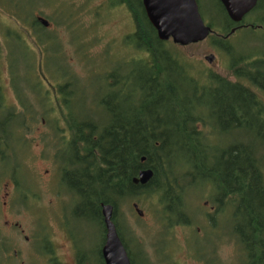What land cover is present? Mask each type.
Here are the masks:
<instances>
[{
    "label": "trees",
    "instance_id": "16d2710c",
    "mask_svg": "<svg viewBox=\"0 0 264 264\" xmlns=\"http://www.w3.org/2000/svg\"><path fill=\"white\" fill-rule=\"evenodd\" d=\"M19 1L25 5V0ZM109 1L113 8L124 5L131 15L133 31L121 39L130 56L124 49L110 60L109 51L101 49L107 57L91 89L69 62L67 72L59 76L56 67L43 65L44 72L42 62L37 57L33 61L35 53H29L31 60L23 74L32 85L28 90L35 103H28L21 115L12 110L4 113L0 151H9L6 125L12 123L20 130L26 122L49 123L58 173L75 195L67 219L97 224L101 244L105 239L102 206L112 207L111 221L119 238L121 226L126 225L124 209L131 202L153 208L154 220L164 229L181 223L191 227L196 219L189 222L185 197L205 187L201 202L222 205L221 214L225 209L230 212L224 228L226 234L231 228L227 235L238 247V264H264V153L257 151L264 145V92H257L264 90V59L257 53L255 59H239L241 55L234 52L227 74L216 75L202 66L195 72L177 46L157 39L140 0ZM212 3L222 23L207 19L212 30L207 39L229 53L234 50L227 48L226 39L237 24L231 23L218 0ZM256 9L257 4L253 13ZM62 11L67 25L71 17ZM70 22L69 32L78 27ZM246 25L242 29L264 28V15ZM15 74L11 69L12 80ZM4 97L0 101L5 102ZM234 134L241 137L229 138ZM217 137L227 142L217 143ZM16 138L20 145L25 141ZM6 160L0 152V168ZM142 170L153 173L143 187L132 183ZM97 251L103 264L100 246ZM84 257L79 255L77 264H89Z\"/></svg>",
    "mask_w": 264,
    "mask_h": 264
},
{
    "label": "rangeland",
    "instance_id": "374dc122",
    "mask_svg": "<svg viewBox=\"0 0 264 264\" xmlns=\"http://www.w3.org/2000/svg\"><path fill=\"white\" fill-rule=\"evenodd\" d=\"M39 4L43 5L39 7ZM197 4L198 12L205 24L208 23V18L211 19L213 24L219 25V23H222L221 19L213 12L212 0H197ZM34 5L38 6L35 14L49 21L54 27H57L56 31L59 33L57 35L63 42L62 45L56 42L60 45L59 48L55 45H49V51L45 54L43 51H39L42 64L45 62L48 69L56 67L59 76L63 74L62 72L64 70V72H67L65 65L69 62L72 70L79 77H86L87 82L85 83H88L90 88L94 89L96 86L94 80H97V76L101 71L103 57H107V53L100 52L101 49H107L109 51L108 57L110 60H114L117 53L124 49L125 52H127L126 55L130 56L128 54L129 48L122 45L121 39L133 31V21L124 5H121L123 8H113L109 0H25L24 12L26 15L30 16L33 13L32 8ZM51 7L58 9L57 14L54 12L55 9ZM62 10H68L72 19L70 26L78 24V27L72 28L69 33L66 31L67 27L63 26V24L60 23L57 26L55 25L60 21V17L63 14ZM35 14L29 19L31 20L32 17H36ZM258 17L259 15L256 10L254 13H248L244 17V21L245 23L255 21ZM13 25L14 17L0 7V46L3 51V57L7 55V53H5V51H7L6 42H10L12 41L11 39L14 38L11 29H9L12 28ZM3 29H8L7 31L11 32L9 36L12 38L8 36L3 38ZM65 42H68L69 45H65ZM227 44V48H233L234 51L231 50V52L229 51V53H225V55L223 54V50L219 51V49H216V45H210L208 39L200 43L187 45V47L175 46L178 47L177 50L180 51L182 55L190 60L187 62L193 66L195 72L200 70L199 67L202 66L203 69L209 70L213 74L225 75L227 74L226 71L230 69V55L234 52L241 55L242 58L239 59L245 58L249 60L251 58H257V54L253 55L257 53V51H264V31L257 29H240L237 31L236 35H232V37L227 40ZM33 45L35 46V43ZM91 45L97 47L93 48V50H91L92 48H87ZM19 46V48H13V55L9 57L14 71L18 72L13 76V89L11 87V79H9L7 75V64H5L4 60L1 65L2 76L0 78V87L3 88L2 92L5 96V102L9 105H14L16 107V112L14 113L21 115L24 108L19 103L18 98H15L14 92L19 95L24 93L26 89L27 93V89L32 86L26 83L23 74L30 60L21 51L25 46L32 47V44L23 40ZM36 57L37 55L34 56L33 61L36 60ZM209 58L212 60H209ZM35 63L37 64L38 62ZM84 67H86V73ZM81 87L84 88V85H81ZM31 101L32 100H29V102ZM36 110L37 109H35V111ZM1 112L2 111H0V125L5 116V114ZM36 118L38 120L40 118L39 115L36 116ZM43 122L46 123L42 119L32 123L29 122L32 125L30 126V130L20 129V131L12 123L6 125V129L9 131L6 139L9 155L6 156L7 160L0 168V186L2 187L4 185L2 180L7 176H14L20 185H23L26 177L31 178L33 183L31 184L28 182V186H32L37 194L40 193L41 195V199L39 200L40 208L37 209L39 215L38 222L41 225H44L45 222L46 225H49V223L53 222V216L58 207L49 193V189H53V186H49V184L52 171L56 169V165L47 159L39 158L41 151V146L38 145V143H40L39 141L44 142L43 138L46 131H48V133L53 132L51 126H42ZM14 135L17 137H24L25 141L30 139L32 143L34 142V146L30 148L26 143L20 145ZM235 137L240 138L241 135L234 134L229 136V138ZM216 141L220 144L227 142L219 137L216 138ZM262 146L263 147H257V151L260 155L264 153V145ZM54 186L56 185L54 184ZM195 191L194 193V190H191L185 197L188 204V220L192 222L194 218L196 219L193 222L194 225H192L193 231H190L187 225L182 223L181 225H175L169 227V229H164V226L156 223L154 220L155 218L153 215H155V212H153V208H149L146 203L134 202V204L138 205L137 207H139V210L144 213L142 216H139L134 212L132 206L133 202L129 203L128 207L130 210H127L128 207L124 209L125 222L134 230L136 237H139L141 240L145 239L144 245L139 249L133 243L129 242V249L127 250H129L130 253L131 262H134V264H144L141 261H136L135 257L138 252L144 251L143 248L145 247L149 253L150 260L154 261L153 264L158 260V264H170L171 262H178L180 264H205L207 255L202 254L208 253L209 249L214 257L213 259H215L218 264H238L237 257L240 255L238 249H234V243L231 241L227 242L225 237L211 238L209 232L207 233L206 231L204 222H202L206 209L211 205L209 203L203 205L200 203L203 198L199 197L203 194L205 195L207 189L205 187H199ZM7 218L11 220L1 208L0 238L2 237L12 241V249L14 250H29L30 247L23 246L17 235L8 231L5 226L2 227V223L6 221ZM220 218L218 229L224 225L226 220L230 219V212L225 209L223 216ZM12 221L13 223L19 224L25 234L34 237L37 235L35 232L38 230V224L34 222L29 214L23 212L17 215V218H13ZM70 225L74 228V236L79 244L80 255L85 256L82 260L89 264H99L97 250L101 244V233L98 225L81 221H71ZM197 229H199V231H197ZM121 232L124 235L125 228L122 229ZM229 233H231V228L228 227L227 234ZM55 238H57L58 243H60L61 239L58 233L55 234ZM31 248L38 253H40V250L45 253V250L40 245ZM186 248L189 252H187ZM64 255L66 258L69 257L67 251L64 252ZM138 258L141 259L140 254ZM25 259L22 258V260L26 261ZM42 263L41 260H38V264ZM147 264L151 263L148 262Z\"/></svg>",
    "mask_w": 264,
    "mask_h": 264
},
{
    "label": "flooded vegetation",
    "instance_id": "af4514ba",
    "mask_svg": "<svg viewBox=\"0 0 264 264\" xmlns=\"http://www.w3.org/2000/svg\"><path fill=\"white\" fill-rule=\"evenodd\" d=\"M17 2L20 3L19 0H0V7L4 11L10 13L12 17H14V25L12 28H9L11 29L14 38L9 36L11 35V32L7 31L8 29L2 30L3 38L8 36L12 38L11 39L12 41L6 42L7 51H5V53H7V55H4V57L2 56L3 51L0 46V78L2 76L1 65L3 64V60H4L5 64H7V75L9 76V79H11L10 71L11 69H13V66L9 60V57L13 55V52H14L13 48L15 47L19 48L20 47L19 45L23 42V40L32 44V47L25 46L21 49V51L26 55V57L29 60H31L28 57L29 53L34 52L35 55H37L39 62H41V59L38 56L40 55L39 51H43L45 54L46 52L49 51L48 50L49 45H55L57 48H59V46L62 45L63 43L62 40L57 35L59 34L56 31L57 27H54L49 21L35 14L38 6L36 5L33 6L32 8L33 13L29 16V15H26L25 12L22 11V9H24L25 6H23V4L21 3L20 5H18ZM41 5L43 4H39V7H41ZM16 7H19L21 9V13H20V9L15 10ZM51 8L55 9L54 7H51ZM256 10H257V14L259 15V18L264 15V0H257ZM54 12L57 14L58 10L55 9ZM34 14L36 17H32L30 20L29 18L33 16ZM42 20L47 24V26H44L42 24ZM60 23L63 24V26L65 27H68L69 25V22H67V25H66L64 20L61 17H60L59 23L55 25L57 26ZM238 27L240 28L244 26L239 25ZM258 28L260 31H264V28H262V26H259ZM66 31L69 33V28H67ZM56 42L60 45H58ZM34 43H35V46L33 45ZM66 44L69 45L68 42H65V45ZM263 52L264 51L262 52L257 51V54L259 53V57H260L259 59H264ZM28 63H30V61ZM43 65L46 66V63L44 62V64H42V69H43ZM261 70L264 71V68H261ZM43 71L47 73L46 70L43 69ZM11 82H12V79H11ZM11 87H12V84H11ZM46 87L48 86L46 85ZM259 90L257 89V92L262 95L264 90L263 89H259ZM14 94H15V98L16 97L18 98L19 103L23 106L24 109H27L28 103L31 104L32 102L35 101L34 100L35 95L29 90L27 93L25 89L24 93L17 95L14 92ZM32 95H33V100L30 98ZM24 96H26L27 100L23 99ZM0 97L1 98L4 97L2 90L0 91ZM29 100H32V101L29 102ZM0 102L4 103L2 105L5 106L7 109L6 110L0 107V111H2L1 113L4 114L8 110H12L13 112H16V107L14 105H9L4 101H0ZM30 126L32 125L26 122L23 126V129L30 130ZM42 126H49V125L43 122ZM44 134H45L43 138L44 142L39 141L40 143H38V145L41 146L39 158L47 159L51 161V163L56 165L55 160H54L53 146H52L53 132L48 133V131H46ZM22 138L24 139V137ZM0 139H1V136H0ZM24 143L28 144L30 148L34 146L33 145L34 142L32 143L30 139L24 141ZM0 152H2L5 156L9 155V151L1 150ZM35 180H36V177H35ZM2 182H4V185L2 187L0 186V209L2 208L8 215L9 219H11V220H8L7 218V220L2 223V227L5 226L8 229V231L17 235L18 239L20 238L19 240L21 241L22 245L29 246L30 249L26 251L25 250L21 251L17 249L14 250L12 249L13 242L1 237L0 238V264H23V263L38 264V260H41L43 262L42 264H77L76 259L80 255V249H77L79 247V244H78L77 239L74 236L75 235L74 228H72L70 225L71 220L67 219L68 214L66 213L68 206L71 207L72 205H74L75 195H74V192L72 193L71 190L68 189L69 186L62 183L61 176L57 170V166H56V169L52 171V177H51L49 186L50 185L53 186V189H49V193L51 194L53 201H55L56 206L58 207H57L56 213L53 216L54 220L52 223H49V225H46V222L44 223V225H41L38 222L39 215L37 213V209L40 208L39 200L41 199V195L40 193L37 194L36 190L32 186H28L27 184L28 182H30L31 184L33 183V180L31 178L26 177V180H24L23 185H20L18 181H16L14 176H7L2 180ZM54 184L56 186H54ZM207 203L208 202L204 203V205H206ZM219 207L221 208L223 206L216 204V203H211V206L208 207L204 213L202 222H204L206 231L207 233L209 232L211 238L225 237L226 241L229 242L228 240L229 238H228V235L226 234L224 225L218 229V224H220L219 221L221 219L220 217L223 216V213L221 214L220 209H218ZM23 212L29 214L30 217L33 218L34 222L38 224L37 226L38 230H36L35 232V234L37 235H35V237L25 234L21 226H19V224L17 223H13L12 221L13 218H17V215H20ZM224 224H226V222ZM126 225L121 226V230L125 228V234L124 235L122 234L121 238L119 239L122 243L123 248L126 251L130 264H134V262H131L132 260L130 258V253H129V250H127L129 249V242L133 243L139 249L141 248V246L144 245L143 243L145 239L141 240L139 237H136L134 230H132L129 225L128 226ZM190 225L191 224H188L187 227L189 228L190 231H193V226L189 227ZM197 231H199V229H197ZM116 232H117V229H116ZM56 233H58L60 236V239H61L60 243H58L57 238H55ZM104 242H105V239H104ZM104 242L100 244L99 253H100L101 259H102L101 249L103 247ZM36 245H40L45 250V253L42 252L41 250H40V253H38L36 250H33L31 248ZM234 249H237L236 246L234 247ZM143 250L144 251H140L137 253V256L135 257L136 261L137 260L141 261L144 264H147L148 262L153 264L154 261L150 260L149 253L147 252L145 247L143 248ZM65 251L68 252V256H69L68 258L70 259L65 257L64 255ZM187 252H189L188 249H187ZM139 254L141 256V259L138 258ZM206 255H207V260L205 264H216L217 263L216 260L213 259L214 257L212 256V252L210 249ZM25 256H26V259H25ZM22 258H24L26 261L22 260ZM155 264H157V261ZM170 264H180V263L171 262Z\"/></svg>",
    "mask_w": 264,
    "mask_h": 264
},
{
    "label": "water",
    "instance_id": "95a60500",
    "mask_svg": "<svg viewBox=\"0 0 264 264\" xmlns=\"http://www.w3.org/2000/svg\"><path fill=\"white\" fill-rule=\"evenodd\" d=\"M144 14L156 30L160 41L172 40L173 44L186 46L204 41L210 28L202 20L196 0H142ZM232 23L240 22L256 5V0H219ZM42 24H47L42 20ZM209 60H212L209 58ZM151 170H142L132 180L134 185H146L152 178ZM134 212L142 216L136 204ZM105 242L101 249L104 264H130L126 251L111 221L112 207L102 206Z\"/></svg>",
    "mask_w": 264,
    "mask_h": 264
},
{
    "label": "bare ground",
    "instance_id": "6f19581e",
    "mask_svg": "<svg viewBox=\"0 0 264 264\" xmlns=\"http://www.w3.org/2000/svg\"><path fill=\"white\" fill-rule=\"evenodd\" d=\"M244 77V76H243ZM260 113V112H259ZM255 115V114H254ZM204 129H206V128H204ZM252 142V141H251ZM256 150V149H255ZM144 159V158H143ZM143 159H142V161H143ZM191 187V186H190ZM185 213V212H184Z\"/></svg>",
    "mask_w": 264,
    "mask_h": 264
}]
</instances>
